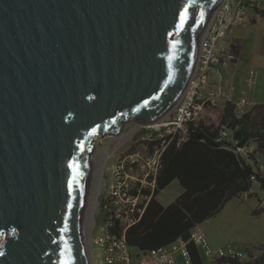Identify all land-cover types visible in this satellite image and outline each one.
<instances>
[{"label":"water","instance_id":"obj_1","mask_svg":"<svg viewBox=\"0 0 264 264\" xmlns=\"http://www.w3.org/2000/svg\"><path fill=\"white\" fill-rule=\"evenodd\" d=\"M223 1L0 0V264H91L95 139L176 106Z\"/></svg>","mask_w":264,"mask_h":264},{"label":"built area","instance_id":"obj_2","mask_svg":"<svg viewBox=\"0 0 264 264\" xmlns=\"http://www.w3.org/2000/svg\"><path fill=\"white\" fill-rule=\"evenodd\" d=\"M259 22L264 24V4L224 0L205 29L195 70L176 106L158 122L137 124L136 133L125 149V144H119L125 136L120 133L121 136L114 139L119 141L116 146L106 150L96 208L101 222L97 224L95 221L96 235L91 237V248L93 245L95 249L92 264H177V255L183 257L185 264H191L187 242L179 240L150 253L134 254L125 234L141 220L155 196L165 152L173 145L180 147L188 141L192 125L200 122L208 106H216L221 100L232 102L234 88H211V74L233 66L237 45L234 29ZM256 83L257 73L250 71L245 91L253 90ZM235 106L239 117L245 114L247 102H238ZM223 136L228 137V133L224 132ZM106 137L115 135L107 134L100 140ZM237 145L235 143L232 149L238 156L247 157L252 151L249 147ZM258 210L264 213V194L259 196ZM190 242L215 261L229 259L240 263L245 256L232 245L213 247L201 225L191 232Z\"/></svg>","mask_w":264,"mask_h":264},{"label":"trees","instance_id":"obj_3","mask_svg":"<svg viewBox=\"0 0 264 264\" xmlns=\"http://www.w3.org/2000/svg\"><path fill=\"white\" fill-rule=\"evenodd\" d=\"M239 50L237 41L234 64ZM235 143L251 148V153L236 155L232 149ZM175 181L183 192L164 207L157 198ZM255 186L264 194V104L239 117L235 104L227 102L218 124H193L188 141L165 152L155 196L141 220L126 232L127 244L139 253H150L182 240L188 243L191 264H204L200 250L190 242L191 232ZM256 262L264 264V254ZM218 263L241 264L229 259Z\"/></svg>","mask_w":264,"mask_h":264},{"label":"crops","instance_id":"obj_4","mask_svg":"<svg viewBox=\"0 0 264 264\" xmlns=\"http://www.w3.org/2000/svg\"><path fill=\"white\" fill-rule=\"evenodd\" d=\"M248 1L264 4V0ZM233 36L240 43L238 60L227 70L212 72L211 88L223 87L228 90L233 87L231 103L247 102L245 109L247 112L255 105L264 104V24L259 22L247 28L237 27L233 31ZM250 71H256L257 83L253 90L245 91V81ZM225 103L227 102L221 100L215 107L222 109ZM259 196V187L255 186L251 193L234 199L227 204L221 214L202 225L213 247L217 248L227 245L248 247L264 242V213L256 210ZM157 200L159 201V196ZM246 207L249 210L248 212H250V217L253 219V223L249 228H245L240 222ZM99 220H96L97 224H100L101 219L99 218ZM92 249L95 251L93 245ZM133 253L139 254L134 249ZM200 253L204 264H220L218 261L203 255L201 251ZM92 257L94 259L95 253ZM176 262L177 264H185L181 255L176 256Z\"/></svg>","mask_w":264,"mask_h":264},{"label":"rangeland","instance_id":"obj_5","mask_svg":"<svg viewBox=\"0 0 264 264\" xmlns=\"http://www.w3.org/2000/svg\"><path fill=\"white\" fill-rule=\"evenodd\" d=\"M222 109L220 107H215V106H208L206 109L205 114L202 116L201 120L199 123H204L207 125L211 124H218L219 121V116L221 115ZM137 129V123L129 122L124 125L121 134L125 135L123 140L120 142L118 140H115V138L121 136H115V137H106L100 140V137L95 139V150L94 153L95 156L98 159L99 162V167H98V172L97 175H95L94 182H93V187L91 191V196L89 199V203L86 206V214H85V219L83 220V228H84V237L86 239V243L89 248V254H90V259H93L92 256H94L95 251L92 250L91 248V235L93 231V235H96V230H94V225L95 221H100L98 217V212H97V201L100 196L101 192V181H102V161H105L106 157V150L110 148L112 150L116 144L119 142L120 145L125 144L123 149L128 147L131 143V138L132 136L136 133ZM104 159V160H103ZM183 192L182 187L180 184L175 181L172 183L167 189H165L161 194L159 195V201L162 205L168 206L169 204L173 203ZM259 205V201H257ZM258 205L256 207V210H258ZM248 208H245V213L243 217H241L240 222L241 225H243L245 228L251 227V224L253 223V219L250 217V212H248ZM260 212V211H259ZM262 213V212H261ZM247 214V215H246ZM234 246V245H232ZM239 248L243 253H244V259L241 264H256L258 257L264 254V242L261 243H256L254 245H250L248 247H240V246H235ZM0 248H1V239H0ZM92 264V263H91ZM263 264V263H262Z\"/></svg>","mask_w":264,"mask_h":264},{"label":"bare ground","instance_id":"obj_6","mask_svg":"<svg viewBox=\"0 0 264 264\" xmlns=\"http://www.w3.org/2000/svg\"><path fill=\"white\" fill-rule=\"evenodd\" d=\"M141 125V124H140ZM90 163H92V179H91V184H90V190H89V194H88V198H87V201H86V206L88 205L89 203V199H90V196H91V191H92V187H93V182H94V178H95V175H97V170H98V167L101 165H99V162H98V159L97 157L95 156V154H92L91 158H90ZM104 161H102V165H103ZM86 206L84 208V211H83V215H82V219L84 220L85 219V214H86ZM84 225V224H83ZM84 230V228H83ZM85 236V235H84Z\"/></svg>","mask_w":264,"mask_h":264},{"label":"snow or ice","instance_id":"obj_7","mask_svg":"<svg viewBox=\"0 0 264 264\" xmlns=\"http://www.w3.org/2000/svg\"><path fill=\"white\" fill-rule=\"evenodd\" d=\"M186 22V16L182 17V23Z\"/></svg>","mask_w":264,"mask_h":264}]
</instances>
